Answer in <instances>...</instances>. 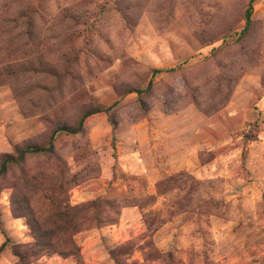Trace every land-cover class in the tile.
<instances>
[{
  "label": "rangeland",
  "instance_id": "rangeland-1",
  "mask_svg": "<svg viewBox=\"0 0 264 264\" xmlns=\"http://www.w3.org/2000/svg\"><path fill=\"white\" fill-rule=\"evenodd\" d=\"M247 3L0 0V159L117 101L0 177V264H264V0L241 34ZM40 174L99 204L77 258L34 254Z\"/></svg>",
  "mask_w": 264,
  "mask_h": 264
},
{
  "label": "trees",
  "instance_id": "trees-1",
  "mask_svg": "<svg viewBox=\"0 0 264 264\" xmlns=\"http://www.w3.org/2000/svg\"><path fill=\"white\" fill-rule=\"evenodd\" d=\"M255 0H248L245 13H244V25L241 30V34H244L250 25L251 14L253 10V3ZM28 24L32 26V18L27 15ZM31 34V30H30ZM159 70H154L158 72ZM151 86V80L148 82L146 89ZM138 95L142 93L140 89L137 90ZM117 104L114 101L107 107H97L84 111L78 118L74 125H59L56 126L48 136L47 143L45 145L38 144H25L15 147L14 154L4 155L0 159V177L5 175L7 171L13 165H20L24 163L25 159L30 155L35 154H48L51 155L54 151V138L58 132H64L66 134H77L83 131L85 120L99 112L110 114L113 107ZM42 179L41 182L47 184L42 189L45 194V198L51 206V213L46 216H36L33 214L28 217L27 226L30 231V236L33 239L34 254L37 255H51L58 254L61 256H74L79 257V247L74 238L81 228L88 221V213L90 210L94 211L99 204L97 201L86 202L81 205H71L68 202V187H64L66 183L64 180H58L52 176L40 174L38 176ZM34 180V178H33ZM39 186L41 182H37ZM57 186L60 194L56 193L54 188ZM20 203V202H18ZM29 208H32L28 205ZM15 211V208H13ZM7 244L5 240L0 245V251Z\"/></svg>",
  "mask_w": 264,
  "mask_h": 264
}]
</instances>
